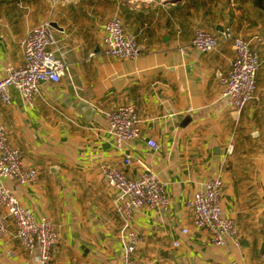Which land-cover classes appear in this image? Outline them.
<instances>
[{
  "label": "crops",
  "instance_id": "0c3cea01",
  "mask_svg": "<svg viewBox=\"0 0 264 264\" xmlns=\"http://www.w3.org/2000/svg\"><path fill=\"white\" fill-rule=\"evenodd\" d=\"M112 17L133 37L137 58L103 52L102 26ZM42 23L66 71L58 84H40L31 106L12 89L10 104L0 102V124L36 171L29 185L2 184L58 234L48 264H120L128 226L103 166L132 180L144 166L165 184L168 209L142 208L131 223L140 261L264 264V0H0V79L8 66L22 64V43ZM225 28L260 61L254 99L240 112L219 88L232 42L220 40L205 53L191 45L196 29ZM123 105L135 109L140 136L118 149L105 113ZM213 178L222 182L221 207L235 225L238 248L212 245L192 224L187 201ZM14 232L9 220L0 264H36Z\"/></svg>",
  "mask_w": 264,
  "mask_h": 264
},
{
  "label": "built area",
  "instance_id": "2783aa9c",
  "mask_svg": "<svg viewBox=\"0 0 264 264\" xmlns=\"http://www.w3.org/2000/svg\"><path fill=\"white\" fill-rule=\"evenodd\" d=\"M220 40L232 42L233 58L226 75L220 78L222 97L228 98L234 112H240L254 99L255 77L260 65L258 54L251 50L242 38L235 37L229 28L219 34H210L196 29L191 41L192 47L202 53L213 50ZM47 23L34 26L22 43L23 61L20 66H8L0 79V102L10 104V91L16 90L27 106L40 93V84H58L66 66L50 50L52 45ZM101 45L108 56L119 59H135L140 50L133 37L122 26L119 18L112 17L102 26ZM109 131L115 147L139 138V119L131 105H123L105 113ZM147 146L156 151L158 146L148 140ZM125 164L130 163L126 156ZM108 186L116 192V210L127 223L126 243L120 264H149L136 258L139 244L131 223L136 212L142 208L167 210L169 199L165 184L151 170L142 166L137 179H129L121 170L108 166L101 168ZM3 179L15 180L26 186L36 179L35 169L26 166L19 151L11 145L6 128L0 124V240L8 232V221L14 224V237L23 250L36 260V264H48L58 243V234L47 217L37 219L33 212L20 204L16 197L2 184ZM222 182L213 178L204 183L187 201L192 224L196 229L205 230L212 245L224 247L228 244L238 248L240 241L232 220L223 215L221 207ZM186 229L182 234H186ZM174 246H178L174 242ZM9 255L12 254L9 252Z\"/></svg>",
  "mask_w": 264,
  "mask_h": 264
},
{
  "label": "water",
  "instance_id": "95a60500",
  "mask_svg": "<svg viewBox=\"0 0 264 264\" xmlns=\"http://www.w3.org/2000/svg\"><path fill=\"white\" fill-rule=\"evenodd\" d=\"M85 106H86V103H83V102H82V103L80 104V107H81V108H83V107H85ZM263 248H264V246H263Z\"/></svg>",
  "mask_w": 264,
  "mask_h": 264
}]
</instances>
